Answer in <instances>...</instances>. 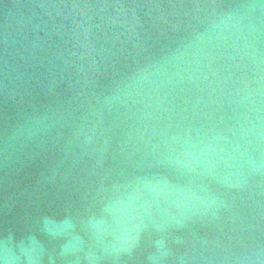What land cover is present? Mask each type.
Here are the masks:
<instances>
[{
    "label": "water",
    "instance_id": "1",
    "mask_svg": "<svg viewBox=\"0 0 264 264\" xmlns=\"http://www.w3.org/2000/svg\"><path fill=\"white\" fill-rule=\"evenodd\" d=\"M0 264H264V0H0Z\"/></svg>",
    "mask_w": 264,
    "mask_h": 264
}]
</instances>
